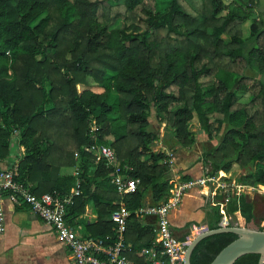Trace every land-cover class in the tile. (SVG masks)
<instances>
[{
	"label": "trees",
	"instance_id": "1",
	"mask_svg": "<svg viewBox=\"0 0 264 264\" xmlns=\"http://www.w3.org/2000/svg\"><path fill=\"white\" fill-rule=\"evenodd\" d=\"M257 4L0 0V161L15 164L18 180L35 195H66L74 178L61 169L74 168L79 195L65 217H79L91 205L96 220L82 227L92 238L111 233L107 217L121 198L109 183L112 170L82 150L91 144L110 147L127 176L138 180L122 198L128 210L166 197L173 185L168 156L153 147L167 136L173 149L190 148L193 123L206 142L215 141L201 154L205 176L236 165L248 168L237 183L264 187V12H255ZM150 118L162 125L161 137L149 128ZM222 211L209 206L205 230L219 228L221 217L226 224L234 213L245 228L264 230L253 224L243 194ZM152 237L148 223L128 219L125 239L133 249L148 246ZM235 238L202 239L190 264H209ZM257 262L248 254L233 264Z\"/></svg>",
	"mask_w": 264,
	"mask_h": 264
},
{
	"label": "built area",
	"instance_id": "2",
	"mask_svg": "<svg viewBox=\"0 0 264 264\" xmlns=\"http://www.w3.org/2000/svg\"><path fill=\"white\" fill-rule=\"evenodd\" d=\"M90 130L93 131L94 127L91 126ZM82 150L91 155L95 164L102 162L112 170L109 183L121 200L116 203L117 209L111 211L107 217L108 222L112 224L111 233L92 238L83 232L77 223L80 217L71 220L65 217L67 209L73 204V198L79 195V179L75 169L72 174L74 184L66 195H35L30 191L28 184L18 180L15 164L11 168H0V233L4 229L3 204L7 202L15 208L25 207L37 216L52 231L57 242L65 247L70 264H134L131 256L142 259L145 264H182L188 240H179L173 235L169 214L178 208L183 196L192 188H205V196H220V201H214L213 205H218L223 216L222 208L231 197L248 195L250 191L255 190V187L224 181L222 177L225 176H220L221 171L213 177L199 176L187 182H180L179 177H173V185L161 202L144 203L138 208L128 210L122 198L135 191L138 180L127 176L128 168L117 164L110 147L91 144ZM76 156L75 153L74 157ZM167 156V163L172 169L173 156ZM256 188L258 195L264 196V187ZM131 218L151 226L153 237L148 246L133 249L131 242L126 241V223ZM93 219L95 221L96 217ZM261 225L264 228V224ZM261 264H264V257Z\"/></svg>",
	"mask_w": 264,
	"mask_h": 264
},
{
	"label": "crops",
	"instance_id": "3",
	"mask_svg": "<svg viewBox=\"0 0 264 264\" xmlns=\"http://www.w3.org/2000/svg\"><path fill=\"white\" fill-rule=\"evenodd\" d=\"M19 152H22L20 148ZM171 154L173 167L184 170L183 175L190 179L200 176L197 171L189 167L191 163L188 160L184 161L183 155L178 150L172 151ZM9 161H0V168H7ZM73 171L74 168H70L68 172L61 170V175L72 176ZM205 192V188L190 189L183 196L178 208L170 212V228L177 239L189 241L198 232L205 230L202 224L205 213L209 206H214L215 201L214 198L205 196ZM249 197L247 199L252 205L253 224L260 226L264 224V218L258 212L259 202L255 203L252 196ZM259 197L264 201V196L259 195ZM91 209V205L85 206L84 212L77 220L82 231L84 224L94 221L95 215ZM3 215L4 229L0 233V264H70L65 247L57 242L52 231L28 209L15 208L5 202ZM234 217L243 224L238 213H234Z\"/></svg>",
	"mask_w": 264,
	"mask_h": 264
},
{
	"label": "rangeland",
	"instance_id": "4",
	"mask_svg": "<svg viewBox=\"0 0 264 264\" xmlns=\"http://www.w3.org/2000/svg\"><path fill=\"white\" fill-rule=\"evenodd\" d=\"M257 3L258 4L256 5V7H254L255 12L258 14H260V13L263 14L264 6H263L262 0H257ZM246 25L247 24L242 25L243 32H245ZM149 128L151 130H156L159 134V137H161L163 132H164L162 125L157 127L153 118L149 119ZM191 131L195 134L196 141H195L194 145L191 146L190 148H187V149H179V148L175 149L174 148L173 149L171 147L172 142L170 141V139L167 136H163V137H161V141L155 143L153 150H162L163 152H165V154H171L172 151L178 150L180 152V154L183 155L182 158L184 159V161L188 160L191 163V166H189V167L192 168L193 171H197V173L200 176H205V173L209 171V168L202 165L201 154L203 152L207 151L210 147H212L215 144V141L210 142V143L206 142L204 135L198 131L197 125L195 123L192 124ZM63 169H61L63 172H68L70 170V168H63ZM182 171H184V170H180V169L173 167L170 171V178L173 179L174 176H177L180 178V176H183ZM247 172H248V168H241L239 166L233 165L227 173L221 172L223 175L220 174V176H225L222 178H224V181H226V182H231V181L236 182V179L239 176L247 174ZM256 190H258V188L255 187V190L250 191L247 197L252 196V198L255 200L254 201L255 203L259 202L258 203V212H259L260 216L262 218H264V201L259 197ZM219 213L221 214V212H219ZM225 218L227 221L226 224L221 223L222 217L219 220V224L230 225V226H243V224L240 223V220H238V218H236L234 216L231 218H227V217H225Z\"/></svg>",
	"mask_w": 264,
	"mask_h": 264
},
{
	"label": "water",
	"instance_id": "5",
	"mask_svg": "<svg viewBox=\"0 0 264 264\" xmlns=\"http://www.w3.org/2000/svg\"><path fill=\"white\" fill-rule=\"evenodd\" d=\"M219 234H231L235 235L236 238L224 246L209 264H233L238 258L248 254L257 255V264L262 263L264 257V230L220 224V227L215 230H201L189 240L184 250L182 264H190L193 249L202 239Z\"/></svg>",
	"mask_w": 264,
	"mask_h": 264
}]
</instances>
